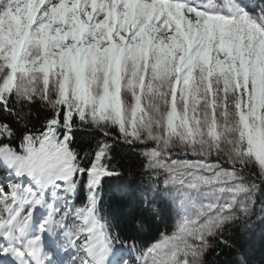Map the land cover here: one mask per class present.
<instances>
[{
    "label": "snow or ice",
    "instance_id": "1",
    "mask_svg": "<svg viewBox=\"0 0 264 264\" xmlns=\"http://www.w3.org/2000/svg\"><path fill=\"white\" fill-rule=\"evenodd\" d=\"M0 170V264H252L264 0H0Z\"/></svg>",
    "mask_w": 264,
    "mask_h": 264
},
{
    "label": "trees",
    "instance_id": "2",
    "mask_svg": "<svg viewBox=\"0 0 264 264\" xmlns=\"http://www.w3.org/2000/svg\"><path fill=\"white\" fill-rule=\"evenodd\" d=\"M39 125H37L38 127ZM119 155L117 159L126 165V171H134L137 174V179H146L141 173V170L138 167V163H134L133 158L128 155L126 148H119ZM0 174L6 175L3 170H0ZM107 187V186H106ZM105 200H108L107 195H105ZM124 206L113 205L110 209L113 213L118 214L123 210ZM109 209L106 207V211ZM170 217H174V213H170L169 210L165 207L162 213V216L157 217L156 220L150 225L149 232L145 233L140 237L141 243H147L152 236L156 234L157 228H163L166 226L167 222L170 221ZM218 252H221L217 258L216 254L213 253L209 257V264H231V261L234 259V256L228 250L217 249ZM250 256L252 259V264H264V230L260 226L257 227L255 236L250 244Z\"/></svg>",
    "mask_w": 264,
    "mask_h": 264
}]
</instances>
